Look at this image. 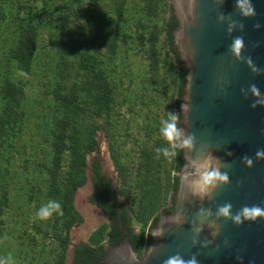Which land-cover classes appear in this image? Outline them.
Listing matches in <instances>:
<instances>
[{
  "label": "rangeland",
  "instance_id": "obj_1",
  "mask_svg": "<svg viewBox=\"0 0 264 264\" xmlns=\"http://www.w3.org/2000/svg\"><path fill=\"white\" fill-rule=\"evenodd\" d=\"M2 1L0 114L2 87L5 81H15L23 89L21 111L24 116L14 135L0 139V203L2 195H6L0 215V260H6L11 253L15 264H54L60 252L59 238L65 235V229L55 215L40 220L36 213L41 205L51 200L48 195L51 141L62 116L53 93L59 85L68 89L78 77L76 70L71 71L68 80L60 81L58 76L61 63L56 50L58 17L70 0ZM84 4L91 7L93 16L112 18L120 34L115 54L105 50L95 54L111 89L112 103L108 114L100 118L87 116L78 121L83 130L97 128L96 151L87 155L86 160L90 161L93 156L113 176L119 197L131 212L134 233L145 241L150 222L168 206L174 173L171 155L165 156L163 152L168 149L171 153V146L160 132L161 120L168 119V112L176 113L177 75L161 32L169 19L170 2L159 0L154 15L147 13V0H85ZM43 11L47 14L38 25L32 65L29 72L24 73L11 59L10 51L18 40L22 20L38 24ZM70 26L81 37L87 33L85 17L73 20ZM80 46L91 54L95 52L85 37L81 38ZM156 148L161 149L158 167L152 162ZM69 162L66 152L59 180L66 175ZM145 192L149 193L146 203L153 197L155 208L146 221H140L138 212ZM79 194H83L86 203L85 183L73 198L82 222L74 224L68 232L69 246L64 264H73L72 256L68 255L71 244L84 240L88 243L98 230L107 232V226L98 218L84 238L75 241L74 233H79L81 226L87 223L79 208ZM143 252L144 246L140 255Z\"/></svg>",
  "mask_w": 264,
  "mask_h": 264
},
{
  "label": "water",
  "instance_id": "obj_2",
  "mask_svg": "<svg viewBox=\"0 0 264 264\" xmlns=\"http://www.w3.org/2000/svg\"><path fill=\"white\" fill-rule=\"evenodd\" d=\"M168 1L169 19L173 13L175 20L173 46L186 68L178 127L194 135V144L187 148L178 142L174 204L171 191L168 206L157 215L173 209L162 213L154 226L150 222L144 252L134 251L125 230L99 264H164L174 255L195 257L197 264H264V218L237 225L218 215L227 203L233 216L246 205L264 207V159L256 156L264 149V0H250L255 10L251 17L241 15L236 0ZM236 37L244 42L239 56L230 51ZM253 85L259 97L251 92ZM205 158L210 167L227 172L228 181L194 194L200 178L194 161Z\"/></svg>",
  "mask_w": 264,
  "mask_h": 264
},
{
  "label": "trees",
  "instance_id": "obj_3",
  "mask_svg": "<svg viewBox=\"0 0 264 264\" xmlns=\"http://www.w3.org/2000/svg\"><path fill=\"white\" fill-rule=\"evenodd\" d=\"M85 0H70L63 8L59 19V35L56 42V50L60 56L61 63L59 64L58 76L60 81L68 80L72 70H76L77 79L70 85L68 89L59 85L53 95L61 109V119L56 127L51 141V165L48 169L50 180L49 197L51 200L60 202L62 205L63 215L54 214L57 219L62 222L65 229V235L59 238L60 252L54 264H64L65 253L69 246V230L74 224H80L82 217L75 210L73 198L77 189L86 182L85 167L87 165V155L96 151L97 141L95 139V126L90 129H84L78 124L85 117L90 116L100 118L103 114H108L111 109L112 96L111 89L106 81L103 71L99 67L101 62L98 59L100 51L105 50L106 53L115 54L117 43L120 40L119 27L110 17L93 16L91 7L84 4ZM124 2V0H122ZM159 0H147V13L154 15L158 6ZM4 2L0 0V16ZM46 11L41 12L38 24H31L26 20H22L19 26L18 40L15 47L10 51L11 59L17 64L20 71L28 73L34 53L36 50V41L38 37V25L45 19ZM85 17L87 21V33L82 37L89 40L94 46V54L84 50L81 44V36L75 32L70 26L73 20ZM175 28V20L171 17L161 30L165 35L167 45V53L171 58L172 64L176 70V113H178V103L183 95V87L185 82L186 68L179 60V56L173 46L172 31ZM154 44V41H153ZM23 100V89L15 81H5L2 87V112L0 114V139L10 138L20 129L23 120V112L21 111ZM178 126V125H177ZM176 156L171 155L173 163V171L176 173L172 178L170 189L176 192L177 189V173L179 172L181 162V151L178 146L174 149ZM173 149L171 148V152ZM68 152L70 162L68 171L62 180H59L61 161L63 155ZM158 154H153L152 162L155 167L159 166L161 161ZM151 158V157H150ZM153 165V166H154ZM154 169V168H152ZM95 180H99V164L98 161L94 164ZM2 189H4L2 187ZM114 203L115 196L119 192L113 191L109 186H104ZM5 193V191L3 192ZM123 195L124 192H121ZM149 194V193H148ZM145 192V196L141 201V206L138 212V219L146 221L152 214L155 208V203ZM98 186H96L95 197L91 202L101 208L108 216L111 225L109 231L105 234L102 230L90 236L88 243H81L75 248L73 255V264H99L102 260L101 244L107 241L109 245L115 246L120 243L124 237V233L120 231L116 225V212L110 210L108 201L99 202L100 197ZM6 202V195H2L0 203V215L2 206ZM125 227L129 231V243L132 245L135 252L140 255L141 249H144L150 243L148 237L143 241L141 236L133 235L130 228L129 219L124 215ZM158 215L152 220V226L157 222Z\"/></svg>",
  "mask_w": 264,
  "mask_h": 264
},
{
  "label": "clouds",
  "instance_id": "obj_4",
  "mask_svg": "<svg viewBox=\"0 0 264 264\" xmlns=\"http://www.w3.org/2000/svg\"><path fill=\"white\" fill-rule=\"evenodd\" d=\"M236 7L244 17H251L255 15V10L250 3V0H236ZM255 27L258 28L259 24L255 25ZM243 47V38L236 37L233 40L230 51L234 55L239 56ZM249 63H251V61H249ZM250 90L255 96H260V91L255 85L251 86ZM181 108L182 111L186 110L185 105H182ZM167 116L168 119L161 120L162 127L160 128V132L165 140L168 141L173 151L169 153L168 149H164L163 152L165 156H176L177 153L174 149L178 146V142L182 143L184 147L192 148L194 144V135H185L183 129L177 126L180 119L179 113L168 112ZM155 152L159 153L161 152V149L156 148ZM256 156L258 159H264V149L257 150ZM244 162L249 167L253 165L252 159L247 156L244 157ZM194 164L196 165L197 170L200 173V178L194 183L193 186L194 194H200L201 192L206 191L208 186H215L218 181H228V173H222L219 166L215 168L210 167L207 158L200 161H194ZM231 209L232 205L230 203H227L218 209V215L232 219L237 225H240L246 220L255 221L257 218H264V207H261L259 205H246L242 207L234 216L231 213ZM54 214L63 215L62 205L60 202H57L55 200H49L46 204L41 205L36 213V218L40 220H48ZM0 264H15L11 253L8 254L6 260H0ZM164 264H197V261L195 257H192L189 260H185L179 255H174L165 260Z\"/></svg>",
  "mask_w": 264,
  "mask_h": 264
},
{
  "label": "flooded vegetation",
  "instance_id": "obj_5",
  "mask_svg": "<svg viewBox=\"0 0 264 264\" xmlns=\"http://www.w3.org/2000/svg\"><path fill=\"white\" fill-rule=\"evenodd\" d=\"M171 11H172V9H171ZM172 17H173V13H172ZM96 161H98V160L96 158H94L93 156H92V159L90 161L86 160V162H87V165L85 167V176H86L85 185L87 186L86 205L87 206L89 205V208L92 209L94 212H96L98 214L97 215L98 218L100 220H102V223L107 226V231H109L111 222H110L108 216L106 215V213L101 208L97 207L96 205H94L91 202V199L94 198L95 194H96V186H98V191L100 192L101 195H100V197L97 198V200L99 202H102L104 200L108 201V205L110 207V210L113 211V212H116V221H117L116 225L119 227L120 231H122L124 233V231L127 230V228L124 225L125 220L123 219V217L125 215L126 218L129 219L130 228L133 231L132 234L135 235L134 229L132 227V215H131V212L128 209L126 203L120 199L119 195H116L115 196V201L118 202V205H116L114 203V200L109 195V193L106 190H104V186L107 185L113 191L117 192V188L114 185L113 180H112L113 176L103 169V165L99 161H98V164H99V180L98 181L95 180L94 164L96 163ZM174 200H175V194H174V197H173V204H174ZM172 209H173V205H172V208L166 209L162 213H165V212L170 213V212H172ZM162 213H160L158 215V217ZM128 233H129V231H128ZM148 237H149V235H148ZM81 243H85L86 244L87 242L83 241V242H79V243H77L75 245V247L73 249V253H72V261H73V255H74L75 248L78 245H80ZM101 247H102V250H103L102 251V257H104L106 252H107V250L110 247H113V246L109 245L107 241H104L101 244Z\"/></svg>",
  "mask_w": 264,
  "mask_h": 264
},
{
  "label": "bare ground",
  "instance_id": "obj_6",
  "mask_svg": "<svg viewBox=\"0 0 264 264\" xmlns=\"http://www.w3.org/2000/svg\"><path fill=\"white\" fill-rule=\"evenodd\" d=\"M78 203L84 218L87 220L86 221L87 223L81 226L79 233L73 232L75 241L84 238L87 232H89L92 229L93 225L99 221L97 216L98 214L94 212L92 209H90L89 206L86 205L85 197L83 196V194H79Z\"/></svg>",
  "mask_w": 264,
  "mask_h": 264
}]
</instances>
